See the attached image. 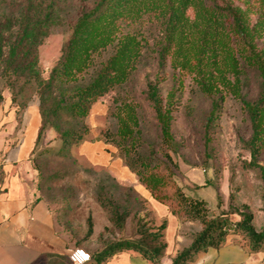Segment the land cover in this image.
Segmentation results:
<instances>
[{
    "label": "trees",
    "instance_id": "trees-1",
    "mask_svg": "<svg viewBox=\"0 0 264 264\" xmlns=\"http://www.w3.org/2000/svg\"><path fill=\"white\" fill-rule=\"evenodd\" d=\"M191 10L204 19L205 37L211 34V40H215L227 32L238 38L244 64L239 67L236 61L233 73L238 80L243 77L244 83L252 74L257 80V96L243 100L252 129L245 146L251 155L248 167L258 169L264 182V166L259 162L264 154V53L258 50V43L264 38V0H0V80L9 89L18 115L35 97L39 98L41 121L32 154L51 131L61 143L59 154L83 144L90 133L88 118L93 107L114 91L129 95L127 87L139 75L146 52H155L158 65L165 66L173 43L177 38L181 43L185 36ZM155 26L162 34L159 39L152 36ZM59 30L67 31L68 37L60 60L44 79L39 48ZM135 93L139 94L138 100H116L119 125L106 142L121 150L126 167L152 199L169 208L178 220L185 216L200 226L194 234H186L190 244L177 253L172 264H189L199 253L223 247L232 229L248 241L251 253L262 250L264 231L256 230L254 214L248 207L210 218L208 204L186 196L176 183L179 167L171 153H179L173 134L174 115L181 105L177 93H164L160 80L150 79L144 90L137 85ZM146 107L161 144L159 157L143 152L138 112ZM213 107L218 109L215 100ZM213 114L210 124L214 122ZM216 191L221 198L218 187ZM99 200L112 223L123 230L130 212L105 203L106 197ZM234 214L240 217L235 223L231 221ZM88 224L87 237L91 238V216ZM167 226V221L158 228L140 225L136 239L110 242L92 258L136 251L153 264H161L167 250ZM76 248H82V244Z\"/></svg>",
    "mask_w": 264,
    "mask_h": 264
},
{
    "label": "rangeland",
    "instance_id": "rangeland-1",
    "mask_svg": "<svg viewBox=\"0 0 264 264\" xmlns=\"http://www.w3.org/2000/svg\"><path fill=\"white\" fill-rule=\"evenodd\" d=\"M199 15L192 10L188 13L185 36L181 43L178 38L173 43L165 66L158 65L155 52H146L139 75L127 87L129 95L114 91L100 99L97 114L93 112L88 118L90 133L85 142L66 149L63 155L58 153L61 143L53 131L47 134L34 154L35 140L29 150H23L28 146L26 141L31 136V122L34 109H39V98L35 97L26 111L18 115L9 89L0 80V161H32L42 197L49 203L58 223H71L72 235L82 242L85 250L87 247L101 250L110 242L136 239L140 225L158 228L166 221L160 216V206L170 212L152 198L143 199L133 188L120 184L108 168L95 166L80 154L84 144L102 142L113 151L112 161H122L126 167L121 150L106 139L113 137L111 133L119 125L116 100H138L137 85L139 90H144L148 79L160 80L163 92L175 91L181 103L173 125L179 153H171V156L179 167L174 179L184 194L206 202L210 218L224 212L244 211L248 207L254 214L256 230L264 231V182L258 169L248 167L251 155L245 142L251 138L252 129L243 106V100L257 96L258 83L253 74L244 83L243 77L238 80L233 73L236 61L239 67L244 64V59L239 56L238 38L227 32L216 36L215 40H211V34L205 37L207 26ZM152 36L162 37L160 28L155 26ZM67 37V31L59 30L40 46V68L44 79H48L51 69L60 60ZM258 50L264 53V38L258 43ZM223 76L226 77L224 80ZM213 100L217 110H214ZM213 112L214 122L210 124L209 117ZM138 113L143 152L159 157L161 144L151 112L146 107L140 108ZM259 162L264 166V154ZM3 175V166H0V180ZM102 197L108 199L105 203L111 202L119 210L130 212L123 230L112 223L109 212L101 206L99 199ZM90 216L94 225L91 238L87 237ZM239 220L237 214L231 216L233 223ZM178 221L187 233L194 234L200 229L185 216ZM230 236H237L239 238L234 239L248 244L234 229Z\"/></svg>",
    "mask_w": 264,
    "mask_h": 264
},
{
    "label": "crops",
    "instance_id": "crops-1",
    "mask_svg": "<svg viewBox=\"0 0 264 264\" xmlns=\"http://www.w3.org/2000/svg\"><path fill=\"white\" fill-rule=\"evenodd\" d=\"M98 105L93 107L91 114H97ZM40 121L39 109H34L31 136L24 151L34 143ZM108 150L109 147L102 142L86 143L80 154L93 165L108 168L120 184L133 188L140 197L150 200V193L138 178L123 166L122 161H112L113 151ZM0 166L4 172L0 180V264H71V252L82 242L72 235L71 223H58L49 203L41 195L32 161H0ZM158 211L168 222L165 232L167 250L161 264H172L173 258L188 247L190 241L186 238L185 227L176 217L161 206ZM234 238L239 237L229 236L223 247L201 252L189 264H264V248L251 253L246 244ZM87 250L91 255L100 251L88 247ZM89 264L153 263L136 251H123L105 259L93 256Z\"/></svg>",
    "mask_w": 264,
    "mask_h": 264
},
{
    "label": "built area",
    "instance_id": "built-area-1",
    "mask_svg": "<svg viewBox=\"0 0 264 264\" xmlns=\"http://www.w3.org/2000/svg\"><path fill=\"white\" fill-rule=\"evenodd\" d=\"M71 264H89L93 258L90 252L84 248L74 249L69 256Z\"/></svg>",
    "mask_w": 264,
    "mask_h": 264
}]
</instances>
